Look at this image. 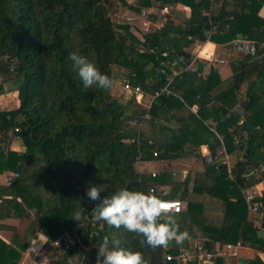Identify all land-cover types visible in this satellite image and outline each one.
Instances as JSON below:
<instances>
[{
	"label": "trees",
	"instance_id": "1",
	"mask_svg": "<svg viewBox=\"0 0 264 264\" xmlns=\"http://www.w3.org/2000/svg\"><path fill=\"white\" fill-rule=\"evenodd\" d=\"M156 1L188 6L189 18L184 23L167 19L140 41L127 24L111 19L113 4L126 5L124 0H0V78H12L18 99L16 107L0 109V172L17 173L10 184L0 186V218L34 222L47 238L46 264H68L76 249L82 250L84 263L96 264L105 236L119 241L121 248L142 252L149 264H182L166 260L164 247L152 249L142 236L94 220L91 212L100 201L88 200L85 190L90 186L101 190V200L121 188L185 200V211L179 214L189 211V222L205 233L203 249L239 242L264 251V238L258 235L264 230V194L255 197L262 208L255 223L246 217L240 189L243 174L264 167V95L263 104L245 112L256 94V79L264 75V46L249 56L229 43L238 34L264 42V18L257 16L264 0ZM230 3L235 6L227 9ZM211 25L216 29L208 36ZM207 39L229 43L231 75L226 85L215 68L202 77L200 60L196 71L179 70L169 81L166 61L183 68L191 58L188 48ZM73 52L87 57L111 80L113 66H119L127 83L143 93L154 95L168 82L170 92H160L145 108L132 107L113 95L111 87L84 89L69 59ZM180 54L183 61L177 58ZM236 103L242 111L232 110ZM10 141L23 145L19 162L8 158ZM203 147L208 152L202 158L213 157L218 149L239 150L242 157L230 171L216 160L207 162L196 174L192 191L188 176L175 180L168 168L152 174L135 166L140 160H172L189 148ZM162 185L167 186L164 195ZM204 207H212L214 215L204 212L203 222ZM82 208L89 218L79 224L72 213ZM176 222L182 232L185 224ZM0 230L12 232L10 243L0 237V264H16L27 237L17 225L0 223ZM64 234L76 241L64 249L52 245ZM31 235L35 237L32 230ZM174 243L167 247L171 253ZM249 264L264 262L255 256Z\"/></svg>",
	"mask_w": 264,
	"mask_h": 264
},
{
	"label": "crops",
	"instance_id": "2",
	"mask_svg": "<svg viewBox=\"0 0 264 264\" xmlns=\"http://www.w3.org/2000/svg\"><path fill=\"white\" fill-rule=\"evenodd\" d=\"M126 5H123L122 10L124 13V20H118L116 19L117 17L113 14H116V7L117 5H120V3L115 2L113 4V8L111 9V19L114 22H119V23H125L128 25V31L131 32L132 35L137 37L140 41H143V36L145 33L149 32L150 30L157 28L161 26L163 22L167 19H171L175 23H184L187 21L190 15V9L188 6H185L181 3H175V4H164L161 3L160 1L156 0H149V3H153V6L149 8V12L147 13V16H150V19H146L143 24H141L142 27H145L146 30H143L142 37L136 36L135 32L136 28L134 23L136 22L134 20V10L132 7L136 6L139 7V12L142 9V5H144V0H124ZM148 2V1H147ZM161 3V4H160ZM168 6L170 7L167 12L162 11V7ZM235 5L234 3H230L226 6L227 9L233 8ZM146 7V6H144ZM211 8L214 12L217 10L216 3H212ZM257 16L264 18V2L262 5L259 7V10L257 12ZM116 17V18H115ZM177 17L180 18V21H177ZM136 24V23H135ZM240 35V34H238ZM236 35V37H238ZM241 36V35H240ZM250 39V38H248ZM253 40V39H251ZM231 41V40H230ZM229 41V43H230ZM255 42V40H253ZM229 43H215L210 40H205V41H195L189 48L188 50L191 52V58H197V60L204 62L202 72H200V75L205 77L208 72L210 71V68H215L220 76V79L223 80V83L226 85L227 80L229 79V76L231 75V68H230V52L226 48ZM257 47L264 46V42H255ZM210 45L207 47L205 53L210 52L212 55L210 58L206 57L205 53L202 54V50L204 47L207 45ZM237 53V52H236ZM239 55V54H238ZM259 59V58H258ZM189 60V61H190ZM188 61V62H189ZM187 62V63H188ZM186 63V64H187ZM176 70H183V68H177L174 67ZM264 68V67H263ZM13 82L12 78H0V86H1V92H0V109H11L17 106L18 104V99L17 103L15 106L12 107H7L3 106L4 103H8L9 99H12V95L17 98V92L15 90V86L13 87L14 92L10 93V89L6 88L7 84H11ZM254 88L256 90V94L253 95L254 99L250 105V108L246 110V113H250L253 108L261 103H262V98L264 95V75L263 77H259L256 79ZM150 94L143 93V98L141 101V105H143L145 108L149 107L148 106V101L150 100ZM232 110H237V111H242L240 108L239 104H235ZM21 144V143H20ZM9 148L12 150L8 156L12 162H19L21 160V154L17 155L14 152H19L21 153V150H23L22 145H19L18 141H10L9 142ZM208 150L207 148L203 147L202 149H187L183 154H181L179 157L172 159V160H154V159H149V160H140L137 163H143L145 166H150L151 168H146L144 166L141 167V171L136 167V169L140 172H149V173H157L160 170L164 168H168L170 171H172L173 177L175 180H182L186 176L189 178L188 182V191H192L193 185H194V178L197 173L203 172L206 166V157L202 158L201 155L207 153ZM14 153V154H13ZM14 157L15 159L11 158ZM225 159H227L228 165L227 168L230 171V169L233 167L234 163L241 159L242 157V152L239 150H236L232 153H226L223 156ZM216 162L219 163L218 160ZM221 164V163H220ZM144 168V169H143ZM264 172V167L262 166L260 171L256 170L255 168L251 170L245 175L244 180H243V187H240L241 193L244 195L245 193H253L254 196H261L264 194V176H260V173ZM9 175V172L7 171H2L0 172V186L5 185V177ZM254 179H259L256 182H253L251 180L252 178ZM165 189L167 188L166 185H162ZM161 187V188H162ZM1 199V198H0ZM192 201H195L194 199H191ZM183 204V211H185L186 207V201L181 200ZM184 202V203H183ZM259 202V201H258ZM259 205L261 206V203L259 202ZM264 208V207H263ZM204 212L207 213V216L214 215L213 208L212 207H207L203 209V222L206 220L204 216ZM172 213V212H171ZM171 215L170 213H168ZM172 216L175 220L182 222L184 225L183 231H187L190 239L184 241L183 245L187 247H192L194 245H201L202 241L204 239H207L205 236V233H203L201 230H199L196 225L193 222H189L191 220V213L189 211L185 213H172ZM262 216V208L260 207L259 212L257 213H252L251 211L248 210L247 207V219L252 220L253 222L257 223L260 221V218ZM167 218L166 216H164ZM222 215L220 212L218 213V219H221ZM0 223L8 224V225H19L20 222L19 220L15 218H5L2 219L0 218ZM31 224V222H30ZM31 230L35 234V237L32 238L31 235ZM182 231V232H183ZM11 231L7 230H0V237L4 239L5 242L10 243V236H11ZM23 235H28L27 236V244L24 250L20 252V257L16 264H45L47 263V255H46V248L47 245L46 243V237L37 230V228L32 229L30 228L29 231H26L25 234ZM176 245V243H174ZM219 243L214 244V248L219 247ZM80 251V249H78ZM77 250V251H78ZM82 252V251H81ZM76 252H74L72 255H74ZM255 256H257L261 261L264 262V251L263 250H257L248 244H243L241 245L238 250H237V255L234 257H229V258H222L220 264H249V261L253 259ZM68 264H73L71 259H69ZM212 264H217V263H212Z\"/></svg>",
	"mask_w": 264,
	"mask_h": 264
},
{
	"label": "clouds",
	"instance_id": "3",
	"mask_svg": "<svg viewBox=\"0 0 264 264\" xmlns=\"http://www.w3.org/2000/svg\"><path fill=\"white\" fill-rule=\"evenodd\" d=\"M74 69L84 89L97 86L109 89L112 80L96 67L87 57L75 52L69 54ZM101 190L97 186L86 188L85 195L89 201H100L91 212L96 221H103L108 226L143 237V243L152 249L168 247L172 241L182 245L190 236L181 232L176 220L169 215L167 205L153 194L130 191L121 188L101 200ZM179 200V199H178ZM85 210L74 211L72 219L79 224L87 221ZM166 219L161 220V217ZM96 264H149L140 251H131L119 247V241H109L105 236L97 247Z\"/></svg>",
	"mask_w": 264,
	"mask_h": 264
},
{
	"label": "built area",
	"instance_id": "4",
	"mask_svg": "<svg viewBox=\"0 0 264 264\" xmlns=\"http://www.w3.org/2000/svg\"><path fill=\"white\" fill-rule=\"evenodd\" d=\"M170 7L164 6L162 7V11L167 12ZM144 10V11H142ZM149 12V9H141V15L147 14ZM206 13V12H205ZM215 25H211L209 29L206 30V34L209 36L212 32L215 31ZM230 44L232 47L240 54L243 55H249V56H256L257 54V46L256 43L248 39L247 37H235L231 39ZM163 56H166V52L161 53ZM178 60L183 61L184 55L180 54L178 55ZM197 58H192L184 67L183 70L188 71H196L197 70ZM166 63H169L171 66L170 73H168L169 81L171 78L178 73V70H176L173 66L174 61L170 63L169 61H166ZM163 70V69H162ZM169 83V82H168ZM167 83V84H168ZM164 85L160 88L158 92H155L154 95H150L149 104L153 101L154 97L159 94L160 92H164L165 94H168L170 92V89L168 85ZM128 91H130L132 96H139V98H134L136 102L141 103L143 98V92L140 89L138 85L131 86L128 83H125L124 86ZM145 117L147 114L145 113ZM213 126H215L217 123L214 121L212 122ZM238 134H233V138L237 140ZM155 154V153H154ZM226 154L224 149H218L215 152V155L212 157L211 155H206V163L211 162L213 160H218L221 164L228 165L227 159H225L223 156ZM17 176V173H11L5 177V184H10L14 178ZM162 194L164 195L166 193V190L164 187H162ZM152 189H150L151 191ZM162 202H164L167 205V208L169 209V212L173 213H179L183 209V204L178 199H166L164 197L159 198ZM244 200L247 204L248 210L252 213H257L260 210L259 202L255 199V196L253 193H245ZM75 237L73 235L64 234L57 240L52 241V245L57 246L59 249H64L68 245H71L75 242ZM242 244L237 242L235 244H226L219 247H216L212 250H206L203 249L201 245H194L192 247H187L185 245H177L175 253H171L167 250V247H164V258L166 260H177L178 262L182 264H188L190 262L195 261L196 264H204L205 262H211L214 263L217 258H229L234 257L237 255V250Z\"/></svg>",
	"mask_w": 264,
	"mask_h": 264
},
{
	"label": "rangeland",
	"instance_id": "5",
	"mask_svg": "<svg viewBox=\"0 0 264 264\" xmlns=\"http://www.w3.org/2000/svg\"><path fill=\"white\" fill-rule=\"evenodd\" d=\"M142 6H143L142 9H149L151 6H153V3L152 2L148 3L147 1H145L144 5H142ZM144 6H146V7H144ZM122 8H123V5H117V7L115 9L116 14H113V15H115L117 17V18L116 17L115 18L118 19V20H124V18H123L124 17L123 16L124 15V13H123L124 10H122ZM142 11H144V10H142ZM145 17H146V19H150V16H147V14H142L141 15V11L140 12L139 11L138 12L134 11V20L136 21L135 22L136 24L134 23L136 31H134V32H135L136 36L138 35V36L142 37L143 30H146L145 27L141 26V24H143L144 21H146ZM177 21H180L179 17H177ZM112 82L113 83H112L110 92L113 93V95L119 96L123 101H125L126 103L128 102L132 107H135L136 104H140V103L136 102L135 99H134V98H139V97L132 96L130 91H128L124 87L125 83H127V81H126V71H125L124 68H121L119 66H113ZM14 86L15 85L12 82L11 84L10 83L7 84L6 88L10 89L11 90L10 93H12V92H14V89H13ZM11 97H12V99L8 98L9 99L8 103H4L3 106L12 107V106L16 105L17 98L14 97L13 95ZM19 145L21 146L22 144L19 143ZM22 147H23V145H22ZM14 153L16 154V157H17V155L22 153V150H21V153H19V152H14ZM19 156H21V155H19ZM204 157H205V155H204ZM11 158L15 159L14 157H11ZM135 166L141 171V167L144 166V165H143V163H141V164L140 163H136ZM146 167H145L146 170L148 168H151L149 165L146 166ZM9 173H11V172H9ZM13 173H15V172H13ZM36 227H37V225L34 224V222H33V224H32V222L30 224V221L23 220L22 223H20L18 225V231H19V233L21 235H23V233L25 234L26 231L30 230V228L35 229ZM27 236L28 235H26V237ZM77 250L78 249H76V251H75L76 253L74 255H72V254L70 255L69 259H71L73 264H86V263H84L82 261V252H81L82 250H80V251L79 250L77 251Z\"/></svg>",
	"mask_w": 264,
	"mask_h": 264
},
{
	"label": "water",
	"instance_id": "6",
	"mask_svg": "<svg viewBox=\"0 0 264 264\" xmlns=\"http://www.w3.org/2000/svg\"><path fill=\"white\" fill-rule=\"evenodd\" d=\"M238 37H241V36L238 35ZM139 96H140V95H138V97H139ZM2 147H3L4 149H6L4 143H2ZM258 235H259L261 238H264V230H258ZM204 264H211V262H205Z\"/></svg>",
	"mask_w": 264,
	"mask_h": 264
}]
</instances>
